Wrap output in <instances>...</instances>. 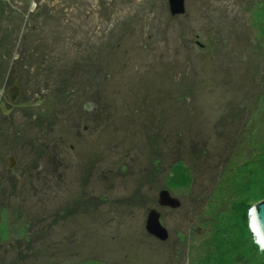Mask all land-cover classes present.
<instances>
[{
    "label": "rangeland",
    "instance_id": "374dc122",
    "mask_svg": "<svg viewBox=\"0 0 264 264\" xmlns=\"http://www.w3.org/2000/svg\"><path fill=\"white\" fill-rule=\"evenodd\" d=\"M185 7L0 0V264H264V0Z\"/></svg>",
    "mask_w": 264,
    "mask_h": 264
},
{
    "label": "water",
    "instance_id": "95a60500",
    "mask_svg": "<svg viewBox=\"0 0 264 264\" xmlns=\"http://www.w3.org/2000/svg\"><path fill=\"white\" fill-rule=\"evenodd\" d=\"M185 2L186 0H169L170 14L172 16L184 15L186 13ZM21 97L22 88L19 85L18 77H16L14 84L9 88L7 93L8 102L11 105H15ZM1 109L4 114H8L5 105H2ZM7 161L8 169L14 171L17 164L15 156L9 157ZM21 183H23V181H21ZM159 205L161 207L178 209L182 204L178 199L172 197L169 191L165 190L160 193ZM250 217L264 246V200L258 202L252 207ZM146 230L151 236L162 242H166L169 239V232L163 226L161 222V214L157 210L150 211L146 222Z\"/></svg>",
    "mask_w": 264,
    "mask_h": 264
},
{
    "label": "bare ground",
    "instance_id": "6f19581e",
    "mask_svg": "<svg viewBox=\"0 0 264 264\" xmlns=\"http://www.w3.org/2000/svg\"><path fill=\"white\" fill-rule=\"evenodd\" d=\"M252 227H253V231H255L254 233H256V236H257L258 241L263 244L262 239L260 238V235L258 234V231H257L255 225L253 224Z\"/></svg>",
    "mask_w": 264,
    "mask_h": 264
},
{
    "label": "trees",
    "instance_id": "16d2710c",
    "mask_svg": "<svg viewBox=\"0 0 264 264\" xmlns=\"http://www.w3.org/2000/svg\"><path fill=\"white\" fill-rule=\"evenodd\" d=\"M0 109H1V107H0ZM1 111H2V109H1ZM3 112V111H2ZM177 163H182V162H180V161H176L175 162V164H177ZM126 170V169H125ZM189 170V169H188ZM171 194V193H170ZM262 200V199H261ZM261 200H259L258 202H260Z\"/></svg>",
    "mask_w": 264,
    "mask_h": 264
},
{
    "label": "flooded vegetation",
    "instance_id": "af4514ba",
    "mask_svg": "<svg viewBox=\"0 0 264 264\" xmlns=\"http://www.w3.org/2000/svg\"><path fill=\"white\" fill-rule=\"evenodd\" d=\"M11 172H14V171H11ZM21 183V182H20ZM23 183H24V181H23Z\"/></svg>",
    "mask_w": 264,
    "mask_h": 264
},
{
    "label": "clouds",
    "instance_id": "9594fccd",
    "mask_svg": "<svg viewBox=\"0 0 264 264\" xmlns=\"http://www.w3.org/2000/svg\"><path fill=\"white\" fill-rule=\"evenodd\" d=\"M262 244V243H261ZM263 245V244H262Z\"/></svg>",
    "mask_w": 264,
    "mask_h": 264
}]
</instances>
